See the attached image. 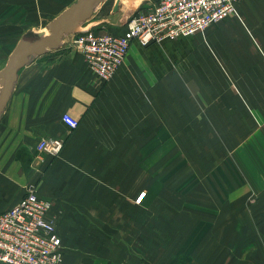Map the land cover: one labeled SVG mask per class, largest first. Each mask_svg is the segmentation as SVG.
Masks as SVG:
<instances>
[{"label":"crops","instance_id":"crops-1","mask_svg":"<svg viewBox=\"0 0 264 264\" xmlns=\"http://www.w3.org/2000/svg\"><path fill=\"white\" fill-rule=\"evenodd\" d=\"M75 1L0 0V70L20 40H32L30 31ZM145 1L128 12L118 0L110 6L102 0L82 27L121 34L133 13L157 0ZM72 35L30 57L0 113V212L34 185L53 201L49 216L66 264H182L173 255L204 253L203 244L187 246L188 237L193 245L205 236L206 218L186 208L198 206L197 194L217 197L204 194L211 185L227 190L233 220L237 204L258 191L255 216L264 237V0H241L235 14L196 34L148 45L134 40L109 81L67 43ZM65 113L79 119L78 127L64 122ZM42 137L64 138L62 152H38ZM209 150L223 162L234 157L235 171L189 166L190 156ZM204 172H219V184L207 183ZM232 172L245 173V180L236 183L226 175ZM159 206L172 209L158 212ZM174 218L185 222L175 233L167 226ZM168 237H180V244Z\"/></svg>","mask_w":264,"mask_h":264},{"label":"built area","instance_id":"built-area-1","mask_svg":"<svg viewBox=\"0 0 264 264\" xmlns=\"http://www.w3.org/2000/svg\"><path fill=\"white\" fill-rule=\"evenodd\" d=\"M241 0H157L144 11L132 14L126 30L113 34L81 28L67 41L78 48L90 67L105 81L124 63L134 40L141 45L175 39L205 30L231 16ZM63 120L71 128L80 121L69 113ZM65 145L62 137H42L38 152L58 156ZM142 192L137 198L141 201ZM53 201L42 197L34 185L13 207L0 212V264H66L63 240L49 216Z\"/></svg>","mask_w":264,"mask_h":264},{"label":"rangeland","instance_id":"rangeland-1","mask_svg":"<svg viewBox=\"0 0 264 264\" xmlns=\"http://www.w3.org/2000/svg\"><path fill=\"white\" fill-rule=\"evenodd\" d=\"M107 1L108 4L106 6H110L109 2H113V0H107ZM118 1L122 4L123 9H125L128 12L129 10L131 12V10H133V7H135L137 4L140 5L146 2L145 0H118ZM128 7L130 9H128ZM233 14H235V12ZM82 24L83 23L79 25V28H83ZM49 32L50 30L48 29V25L46 24L43 28L39 30H32L27 35L30 39L35 40L44 37ZM209 128L211 129V131L215 130L217 136L222 134L221 130L217 129L215 126L213 127L209 126ZM207 153H209L210 155L190 156L189 166L190 167L200 166L201 168H205L206 165H208V166H213L214 171H218V166L221 167V165L224 164L227 165L228 167H231L232 170L235 171L233 169L234 157H227L223 162L224 158L214 157L213 150H209ZM178 174L181 175L180 173ZM178 174H174V179L179 176ZM196 175H198V173H196L193 170H189L187 173V176L189 177H193ZM201 175L205 177V181L207 183L210 181H217L215 183H218V180L216 179L221 174L219 172H214V173L204 172ZM226 175L228 176V178L230 176H233L235 178L234 181L238 184H240V180H245L246 177L245 173H239V172L227 173ZM236 175L238 176L237 178ZM239 177L243 179H240ZM196 178L197 176L195 177V179ZM220 182H224L222 178ZM221 186L224 185L222 184ZM204 188H205L203 189L204 194L210 193L215 196L217 195V197H215L214 199H208L207 197H204L205 199H202L201 198L202 195L197 194L196 189H190L188 190L190 196L197 194L200 197V199H198L200 203L198 204V206L189 205L186 208L188 209L189 213L203 214L206 218V221L204 223L205 236L196 237V241L193 245L191 244L192 237H188L189 244L187 246L188 250L189 248L190 250H193L196 244L199 245L203 244L204 253L189 252L186 249L184 252L180 254L173 255V261L182 264H247L253 261L251 260L252 258L258 257L262 259L261 261L259 259L258 263L256 260V264H264V237H262V234L259 232L260 230L259 224H260L261 216L260 215L257 217L255 216L259 212L258 207H256L258 204L256 205L255 202L257 200L256 198L258 195L257 194L258 191L254 193L253 196H250V198H248L245 204L238 201V203H241L242 205L237 204L236 206L237 219L233 220L232 218L235 215H233L232 208L230 207V205L233 204L232 203L230 204V200L224 195L226 194L227 190L225 191V189L218 187L212 188L211 185H206ZM182 191L184 190H178V193L180 194L182 193ZM180 207L184 208V206H180V205L178 207L174 206V212H177L176 210L180 209ZM159 209H162V211L166 209L165 211L167 212L168 209L171 210L172 208L170 206H166V207L159 206L158 212L161 211ZM184 223H185L184 221L176 220L174 218V220L168 222L167 226L169 228L173 226V233H175L176 228L178 229L179 227H181L180 225L183 226ZM252 224L253 227L256 228L255 230H253ZM179 238L180 237H176V238L168 237L164 241L167 242L168 240L174 239V244H180ZM183 243H184V239H183Z\"/></svg>","mask_w":264,"mask_h":264},{"label":"water","instance_id":"water-1","mask_svg":"<svg viewBox=\"0 0 264 264\" xmlns=\"http://www.w3.org/2000/svg\"><path fill=\"white\" fill-rule=\"evenodd\" d=\"M102 0H76L64 9L49 24L50 32L35 40L22 39L12 51L6 66L0 70V113L4 110L17 79L18 70L29 62L32 55L43 54L50 48H56L62 42L65 34L78 30L79 25L89 19L97 3Z\"/></svg>","mask_w":264,"mask_h":264},{"label":"bare ground","instance_id":"bare-ground-1","mask_svg":"<svg viewBox=\"0 0 264 264\" xmlns=\"http://www.w3.org/2000/svg\"><path fill=\"white\" fill-rule=\"evenodd\" d=\"M2 80V79H1Z\"/></svg>","mask_w":264,"mask_h":264}]
</instances>
